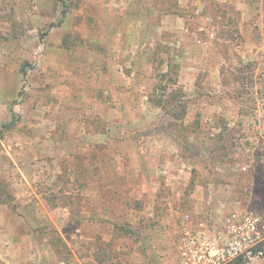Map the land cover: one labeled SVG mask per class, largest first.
<instances>
[{
  "label": "rangeland",
  "instance_id": "rangeland-1",
  "mask_svg": "<svg viewBox=\"0 0 264 264\" xmlns=\"http://www.w3.org/2000/svg\"><path fill=\"white\" fill-rule=\"evenodd\" d=\"M91 134L112 136L116 151L161 137L184 169L173 180L211 201L183 202L181 216L219 227L264 210V0H0V151L32 150L27 198L0 157V202L68 214L69 244L55 226L40 231L65 264H140L122 223L106 253L90 240L101 231L88 222L87 139L74 146ZM178 236L145 264L167 262Z\"/></svg>",
  "mask_w": 264,
  "mask_h": 264
},
{
  "label": "crops",
  "instance_id": "crops-1",
  "mask_svg": "<svg viewBox=\"0 0 264 264\" xmlns=\"http://www.w3.org/2000/svg\"><path fill=\"white\" fill-rule=\"evenodd\" d=\"M85 139L87 150L82 146ZM160 139L162 138L152 134L143 135L136 145L132 141L133 148L122 145L120 151L114 148L112 136L91 134L76 141L78 144L74 149L84 150L78 152L82 161V155L88 156V222L91 229L98 227L99 232L101 231L99 236L90 237V240L98 239L104 245V249L99 248L98 252H107L109 241L113 238L114 225L122 223L126 227L124 231L127 243L133 242L135 247L134 251L132 246L127 248V255L133 256L136 253L140 264L147 263V255L151 260L159 261L161 255L168 252L171 236L179 228L183 202L193 203L196 209L203 205L201 202H211L200 195L199 185L196 186L198 189H192L188 193L181 180H173L175 172L184 169L176 162L178 158L175 151L161 146ZM31 155L29 143L14 150L0 151V157L8 161V172L18 176L15 178V184L20 189L16 191L18 198H27V192L32 186L28 175ZM53 166L54 162L50 161L46 167H41L46 176L55 174ZM86 167L81 163L80 168H76L79 171L75 170L74 173L81 175ZM185 167L187 168L186 165ZM65 169V165L63 169L59 166L56 171L62 174ZM178 176L182 177V174ZM78 182L84 183L80 176L74 179L75 184ZM182 189L183 196L180 193ZM118 202L121 203L120 210L116 212ZM33 204L39 205L21 202V209L17 213L8 204L0 203V264H65L59 259L49 239L44 234L40 235V231L55 226L60 237L69 244L64 229L65 224L69 223V215L65 214L61 218L56 211L29 209ZM79 232V228L73 229L72 238H79ZM94 250L97 252V249ZM71 251L77 256L75 249L72 248ZM174 257L175 253L168 261H172Z\"/></svg>",
  "mask_w": 264,
  "mask_h": 264
},
{
  "label": "built area",
  "instance_id": "built-area-1",
  "mask_svg": "<svg viewBox=\"0 0 264 264\" xmlns=\"http://www.w3.org/2000/svg\"><path fill=\"white\" fill-rule=\"evenodd\" d=\"M203 219L182 216L175 257L162 264H233L264 259V210L234 211L219 227Z\"/></svg>",
  "mask_w": 264,
  "mask_h": 264
},
{
  "label": "trees",
  "instance_id": "trees-1",
  "mask_svg": "<svg viewBox=\"0 0 264 264\" xmlns=\"http://www.w3.org/2000/svg\"><path fill=\"white\" fill-rule=\"evenodd\" d=\"M60 1H61V2H64V0H60ZM0 203H1V204H4V203H2V202H0ZM235 263H240V264L242 263V264H243L244 262H243V260H237V261H235L233 264H235Z\"/></svg>",
  "mask_w": 264,
  "mask_h": 264
}]
</instances>
